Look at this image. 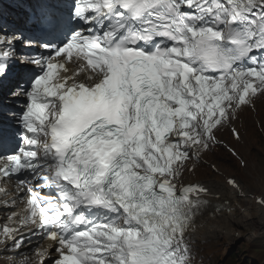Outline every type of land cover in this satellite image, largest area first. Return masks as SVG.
I'll use <instances>...</instances> for the list:
<instances>
[{"label": "snow or ice", "instance_id": "snow-or-ice-1", "mask_svg": "<svg viewBox=\"0 0 264 264\" xmlns=\"http://www.w3.org/2000/svg\"><path fill=\"white\" fill-rule=\"evenodd\" d=\"M28 19L38 35L0 25V95L20 103L0 131V247L37 237L21 264H193L213 192L184 174L221 130L239 143L230 125L264 96V0H62Z\"/></svg>", "mask_w": 264, "mask_h": 264}, {"label": "rangeland", "instance_id": "rangeland-1", "mask_svg": "<svg viewBox=\"0 0 264 264\" xmlns=\"http://www.w3.org/2000/svg\"><path fill=\"white\" fill-rule=\"evenodd\" d=\"M12 4L14 8V2ZM237 117L231 125L241 133L239 143L232 140L227 128L217 135L238 152L241 161L232 158L225 150L216 154L203 152L205 164L191 163L189 166L193 171L184 174V183L187 179L192 182L200 180L204 184L214 179L226 182L227 179L233 178L241 184L244 191L249 190L251 198L262 193L264 96L257 98V108L247 106ZM240 232L241 234H231L227 238L225 235L217 234V238L207 239L206 242H193L192 250L196 260L199 259L200 264H264V235L255 234L256 231L251 225ZM210 240L212 241L208 242Z\"/></svg>", "mask_w": 264, "mask_h": 264}, {"label": "bare ground", "instance_id": "bare-ground-1", "mask_svg": "<svg viewBox=\"0 0 264 264\" xmlns=\"http://www.w3.org/2000/svg\"><path fill=\"white\" fill-rule=\"evenodd\" d=\"M12 2L15 4L14 8ZM30 3L31 0H0V25L5 31L22 25L21 17L25 15L24 8ZM254 107L257 108V99ZM185 183H192V180L187 179ZM6 187L15 188L12 184ZM207 187L212 190L213 196L206 197L209 206L194 226L193 232H190L191 242H206L207 239L217 238V234L225 235L226 238L231 234H241V229L250 227V225L254 227L255 234L264 235V209L256 203L258 198H264V189L260 190L262 191L260 195L251 198L248 194L249 190L245 189L244 191L240 187V193L243 195L241 198L237 190L230 188L225 180L214 179L207 183ZM219 205H222L225 210L218 211ZM5 217L6 213L0 211V225L4 224ZM38 244L36 243V246ZM21 251L23 255L18 256L15 249L4 251L0 247V264H21L25 256L31 255L27 251L26 245Z\"/></svg>", "mask_w": 264, "mask_h": 264}]
</instances>
